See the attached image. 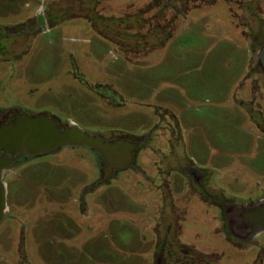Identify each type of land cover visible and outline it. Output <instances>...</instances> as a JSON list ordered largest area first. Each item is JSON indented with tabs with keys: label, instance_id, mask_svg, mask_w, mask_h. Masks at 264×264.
Returning a JSON list of instances; mask_svg holds the SVG:
<instances>
[{
	"label": "rangeland",
	"instance_id": "rangeland-1",
	"mask_svg": "<svg viewBox=\"0 0 264 264\" xmlns=\"http://www.w3.org/2000/svg\"><path fill=\"white\" fill-rule=\"evenodd\" d=\"M246 3L0 0L3 25L27 22L36 5L54 6L57 15L32 34L14 64H0V101L49 111L85 130L133 137L155 129L151 145L136 151L149 181L126 168L92 187L96 154L83 146L61 147L5 173L9 213L0 221V264H152L160 200L150 184H171L176 199L185 188L160 154L208 171L232 199L264 188V90L255 86L259 97L250 95L256 75L248 69ZM248 3L264 21V0ZM112 93L123 102L116 108L97 97ZM182 208L181 238L209 252V264H264V231L241 251L215 231L192 237L202 208Z\"/></svg>",
	"mask_w": 264,
	"mask_h": 264
},
{
	"label": "flooded vegetation",
	"instance_id": "flooded-vegetation-1",
	"mask_svg": "<svg viewBox=\"0 0 264 264\" xmlns=\"http://www.w3.org/2000/svg\"><path fill=\"white\" fill-rule=\"evenodd\" d=\"M245 1L247 3L243 4L244 10L242 11H244V14L242 17L249 18L252 26L248 33L250 35L249 49H251L248 69L251 74L256 75V79H254L253 85H251L250 95L252 98H257L259 95L256 94L257 90L254 87H260L264 90V21L260 17L258 18L257 15H254L253 7L249 6L250 3L248 2H252L253 5L254 0ZM53 9L54 6L44 9L40 5H36L32 13L34 15L27 22H20L17 25L0 24V64L7 62L9 65H12L15 63V59L20 55L21 50L30 44L32 34L46 29L49 20L57 17V15H54L53 11L55 10ZM104 85L113 92H116L113 84V86H111V83H105ZM113 94L112 97L97 94V97L108 107L116 108L123 102H116ZM22 108L15 106V104L10 103L7 99L0 101V113L15 114V111L23 110ZM36 112L50 113L59 121L68 120L61 119L57 114L49 111ZM263 112L262 110V114ZM258 123L264 125L263 115H261V118L259 117ZM158 125L160 124L158 123ZM154 130L152 128L141 135L133 137H128L114 131H102L107 132V138H128L137 141L138 145L133 149V159L126 166H122L125 161L122 158L107 161L103 156L96 154L98 171L96 177L92 180V187L105 181V178L114 177L115 172L126 168L135 170L147 181L151 180L147 174L148 171L141 170L137 165L138 157L136 151L138 149H146L151 145L152 138L153 136L155 137ZM174 145L180 146L179 143L175 144L171 142V146L174 147ZM154 151L159 153L156 149ZM160 156L163 158L162 163H168L167 171L176 170L184 178L181 181L185 188L178 192V198L176 199V197L174 198L170 195L171 193L173 194L172 191L174 189L171 184L170 189L167 188V184L163 181L162 184H150L153 190L157 189L156 192H158L160 200L154 210L155 216H160V218L152 231L155 243L153 250L154 261L152 264H209V261L212 260V255H209V252L196 250L195 245L193 246L191 241L181 238V236L185 235L182 232L186 229V222L184 220L188 212L182 206L191 203L198 204L199 208H202L203 213V218L198 221L199 224L196 223L195 219H191L194 221L193 224H190L192 237H199L200 239L201 237H207V235L212 236L211 233L215 231L223 237L226 243L234 248H239L241 251L246 248L249 249V246L251 247L256 244L255 237L264 231V188L260 191L252 190L245 198H238L237 196V199H232L219 190L218 186L215 185L216 180L208 171L195 167L188 159H184L178 154L172 155V152L170 155L160 154ZM150 164L151 168L154 169L155 162L151 160ZM182 194L184 196L180 198ZM5 212L6 216H8V209ZM207 217L209 222L207 221ZM213 222L214 227H210ZM199 226H203L204 229L201 230ZM213 263L217 264L218 261H214Z\"/></svg>",
	"mask_w": 264,
	"mask_h": 264
},
{
	"label": "water",
	"instance_id": "water-1",
	"mask_svg": "<svg viewBox=\"0 0 264 264\" xmlns=\"http://www.w3.org/2000/svg\"><path fill=\"white\" fill-rule=\"evenodd\" d=\"M106 135L107 132L85 130L71 120L59 121L50 113L27 109L15 114L0 113V221L6 217L7 190L3 176L22 162L64 146H83L107 161L122 158L125 160L122 166L129 164L138 142Z\"/></svg>",
	"mask_w": 264,
	"mask_h": 264
}]
</instances>
